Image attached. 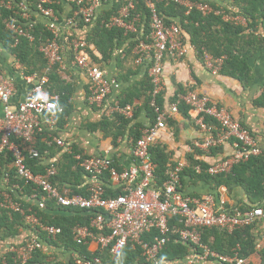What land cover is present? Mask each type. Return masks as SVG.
I'll return each mask as SVG.
<instances>
[{
  "label": "built area",
  "instance_id": "1",
  "mask_svg": "<svg viewBox=\"0 0 264 264\" xmlns=\"http://www.w3.org/2000/svg\"><path fill=\"white\" fill-rule=\"evenodd\" d=\"M109 0H77L79 10L72 17L63 20L59 18L51 6L50 0H39L37 9L45 18V26L51 33L47 42L40 45L39 49L47 59V68L43 73L26 74L25 66L16 59L17 69L21 77L29 83V88L22 100L15 101L18 92L16 79L0 70V154L9 153L13 156L9 167L15 169L12 176L8 171L1 173L5 190L2 191L1 205L11 212L19 213L27 226H31L34 235L25 238L19 244H11L1 253L0 258L6 264L5 255L11 254L15 264H27L36 250L42 249V234L55 239L61 234L60 227L44 224L32 208H25L21 200L30 202L40 209H45L48 200H55L58 206L66 208L102 210L91 219L90 225L97 228L101 234L95 236L87 226L77 225L72 229L73 241L82 245L87 239L97 240L103 250L108 249L110 254L116 255L125 246L132 244L140 247L146 263L143 264H251L249 257H242L239 249L231 255H223L212 250L202 242L201 230L206 228H219L229 233L246 227L256 225L258 220H264V203L257 204L247 209L227 211L223 206H217L215 199L204 194L198 197L186 196L182 193L183 169L189 166L185 159L179 160L167 171V178L160 184L157 183V164L153 160L151 147L156 143L160 131L166 129L167 122L172 115L178 112L179 102L190 107L195 124L206 136L201 142H195L194 147L205 154L213 148L226 143L231 144L232 154L222 157L207 168L210 175L231 173L235 166L247 162L251 157L264 154L257 136L226 107L214 103L205 93L195 89L178 93L177 101L168 102L167 107H160L157 101L164 86L163 62L166 57L177 60L185 57L189 48L195 46L188 42L179 23L166 24L159 15L155 5L149 4V32H145L142 18L139 14L132 15L135 9V0H126L124 6L117 14L111 15L102 22L107 27H119L126 33H136L137 44L133 49L136 64L148 67L147 72L153 83L150 107L156 114L154 122L147 125L141 136L133 145L134 163L131 167L119 171L111 158L108 157H83L73 155L75 160L89 174L91 182L88 188L89 195L70 194L51 181L58 170L55 162L48 163L42 173H34L26 165L27 158L37 159L42 155L39 149L40 139L45 140L58 148H65L72 153L73 148L68 145L55 130L58 126V112L63 109L58 105V96L52 95L47 85L49 73L55 65L59 71L66 68L64 62L66 55L71 57L73 65L88 79V101L91 105L105 106L107 114H121L127 118L134 116V104H120L111 100L114 88L118 85L116 79L109 77L107 70L96 63L86 52L87 42L73 38L68 47L62 38L64 33L71 31L78 25L76 16L81 14L85 22L98 19L95 8L99 3ZM188 8L187 13L198 8L203 13H210L213 8L207 4L191 0H175ZM23 12H15L25 20L21 23L15 20H5L6 28L13 34L14 45L20 38L33 39L31 31L34 22L30 20L27 12L28 6L21 4ZM14 9L12 0H0V9ZM220 13V11H216ZM235 23L246 21L243 17H228ZM226 57H214L203 49V60L208 69L214 74H219ZM18 61V62H17ZM105 104V105H104ZM196 171L201 172L199 165ZM108 172L116 183H125L122 193L117 196H106V189L102 176ZM20 177L24 186H35L32 193L22 192L19 182L11 184V178ZM18 181V179H17ZM134 183V184H132ZM37 188L42 191L38 198ZM11 191L14 193L12 196ZM20 191L22 193H20ZM181 218L183 226L176 232L182 242L189 243L191 252L184 259L172 262L160 261L158 255L167 242L170 232V219ZM106 231V232H105ZM151 237L150 239H147ZM75 264H102L100 258H86L77 256Z\"/></svg>",
  "mask_w": 264,
  "mask_h": 264
},
{
  "label": "trees",
  "instance_id": "2",
  "mask_svg": "<svg viewBox=\"0 0 264 264\" xmlns=\"http://www.w3.org/2000/svg\"><path fill=\"white\" fill-rule=\"evenodd\" d=\"M14 9L9 10L6 8L0 9V42L8 49L13 55L19 59V61L25 66L26 74L43 73L47 68V59L39 47L41 44L47 42L52 37L51 33L45 26V18L39 13L37 4L39 0H12ZM51 6L54 8L56 14L61 20L66 17H72L80 6L76 0H50ZM155 3L159 15L163 18L166 24L179 23L184 31L185 36L195 46L200 56L203 54V49L211 53L214 57L226 56L223 62L221 72L226 75H230L242 81L244 85L249 86L254 81V75L252 73V67L249 63L251 55L258 50V47L264 43V0H233V9H228L219 5L223 0H191L193 2H199L207 4L213 8L210 13H203L202 10L194 8L187 13L188 8L175 0H150ZM219 1V2H218ZM126 0H109L106 2L107 8L103 11L102 15L94 22H85L82 19V15L76 16L78 23L77 27L71 31V34L66 35L62 41L69 47L73 38L85 40L88 44L87 51L89 56L99 65H104L109 61L112 54L118 49L125 52L122 59L118 61L119 67V80L127 81L132 74L133 69L128 66V60L133 58V49L137 43L136 34L126 33L125 30L119 27H107L102 20H107L111 15L117 14L118 11ZM21 4L27 5V12L30 14V20L34 22V29L31 31L33 39L22 37L17 45H14L13 34L6 28L5 20H15L21 23H26L21 15L15 13H22L24 10ZM230 13L231 16L241 15L247 22V26L243 24H237L231 19H224V13ZM220 11V13H216ZM149 8L147 0H135V9L132 10V15L139 14L142 18L145 32H149L150 19ZM262 27L263 33L258 34L259 28ZM94 49H91L90 47ZM96 51V52H94ZM121 51V52H122ZM49 83L47 88L52 95H57L58 105L63 109L62 112H58L59 126L62 127L65 118L73 109L72 95L75 90V82L64 80L59 73V66L55 65L49 73ZM123 81V82H124ZM153 83L148 73L141 79L140 82L131 85L129 88L123 89L121 94L114 98L115 101L124 105L127 103L137 106L136 101L144 98L146 108L150 113L151 121H155L156 114L150 107V100L152 98ZM162 92L157 97V101L160 107L164 106L165 99ZM177 95V94H176ZM177 101V96L172 99ZM259 107H264V87L258 98L254 101ZM179 109L184 115L188 116L190 107L186 104L179 102ZM137 110V107H135ZM135 116L137 111H135ZM135 116L127 118L121 114L115 113L112 119L104 118L100 122L91 124L90 129L95 130L100 128L106 135H112L114 140L119 136H124L129 132L131 136L137 140L141 136V126L133 123ZM46 141L40 139L39 149L41 157L37 159L26 160V165L34 173H42L48 164L45 163L44 154L46 148L50 153H57L60 151L58 147L45 146ZM56 146V145H55ZM75 147V146H74ZM57 149V150H56ZM75 149H77L75 147ZM76 152V151H75ZM151 152L154 162L157 164L156 176L157 183H161L167 178V171L171 165L168 164V156L164 150L156 145L151 147ZM64 162H55L58 173L52 177L53 183L57 182L59 185L63 183H72L71 188L77 194H83L88 196L87 185L80 190L75 187V184H79L80 178L88 173L78 164L73 155L64 154ZM193 161L189 168L183 170L182 181L186 175L194 178H202L208 180H217L225 182L228 186H243L246 188L250 199L254 203H264V154L256 157H251L247 162L241 163L234 167L231 173L211 176L207 172V164L202 163L201 172L197 174L194 171V166L198 163L190 156ZM13 156L9 153L0 154L1 173L8 171L14 176L15 169L9 167L12 163ZM169 165V166H168ZM73 166V168H72ZM174 166V165H172ZM72 176L76 180H72ZM18 179V181H17ZM104 185L106 188V196H117L121 191H115L111 188L110 178L108 172H105L103 176ZM11 184L19 182L22 186V192L29 194L34 191L35 186H24L20 177H12ZM82 180V179H81ZM80 180V181H81ZM3 189H0V237H12L20 233L21 229L26 227L25 220L19 213L11 212L9 209L3 207L1 202ZM14 196V193L8 191ZM20 191V193H22ZM38 198L41 197L42 191L37 188ZM25 208H32L36 212L40 221L44 224L60 227L62 232L57 238L53 239L42 234V238L46 241L54 242L59 245L64 244L66 247L78 248L72 238V229L76 224L87 225L89 224L94 213H88V210L84 209H71L66 207H60L55 200H48L45 209H40L36 205L21 200ZM257 205V204H256ZM241 209H246L242 206ZM95 212V211H94ZM170 232L167 235V242L164 248L160 251L158 258L160 261L172 262L176 259H184L190 252L192 247L189 243L180 241L179 234L176 232L183 226V222L179 217H173L169 221ZM256 225L246 226L240 228L233 233H229L226 230L219 228H206L201 230L202 242L207 244L212 250L226 255L233 254L232 250L240 247L239 254L242 257H250L251 264H264V247L257 249V236L254 229ZM260 236V235H259ZM151 237L147 238L150 239ZM77 246V247H76ZM80 247V246H79ZM80 254L86 258H93L91 252L86 248L81 247ZM96 256L100 257L104 264H143L146 263L142 256V250L140 247H133L132 244L125 246L115 256L110 254L108 249L102 250V252H96ZM6 264H15L11 254L5 255ZM0 264H3L2 259ZM27 264H59L53 263L48 255L43 253L41 249L36 250L33 253L32 258Z\"/></svg>",
  "mask_w": 264,
  "mask_h": 264
},
{
  "label": "crops",
  "instance_id": "3",
  "mask_svg": "<svg viewBox=\"0 0 264 264\" xmlns=\"http://www.w3.org/2000/svg\"><path fill=\"white\" fill-rule=\"evenodd\" d=\"M219 5L228 9H237V7L234 6L233 0L220 1ZM105 8H107L106 3H99L95 8L96 15L98 17L101 16ZM222 12L224 13V10H222ZM224 15L232 18L241 16H231L230 13H224ZM237 24L247 26L246 21H239ZM262 31L263 29L260 27L257 33L261 35L263 33ZM187 37L189 36L187 35L186 38ZM188 42L190 41L188 40ZM90 48L94 49L92 46ZM121 51V49H118L112 54L109 61L102 65L107 70L109 77L116 79V82L118 83L116 88H114L111 100H114L119 93L121 94L123 89L125 90L131 85L140 82L145 74L148 73L147 66L136 64L133 58H131L128 60V66L135 70L132 71V74L127 81L119 80L118 75L120 72L118 61L125 55V52ZM86 52L88 53L87 50ZM14 56L15 55L6 49L0 42V70L16 79L18 92L14 97V100L19 101L24 98L25 93L29 88V83L21 77L22 75L20 74V70L17 69L18 65H16V58ZM64 62L66 64V68L63 69V71H59V73L64 80L75 82V90L71 99L73 109L65 118L63 126L60 127L58 124L55 133L68 145H70L73 150L72 153H68L65 148H58L60 151L53 154L46 148L44 154L45 163L48 164L52 161L62 163L64 162V154H68L74 156L82 155L83 157H108L113 160L114 166L119 171L131 167L134 163V137L128 132L124 136H119L116 140H114L112 135H106L100 128L95 130L89 128L91 124L98 123L105 117L112 119L114 114H107L105 106L98 107L89 103L87 77L82 75V73L73 65L69 55H66ZM249 63L252 67L254 81L251 85L246 86L242 81L230 75L223 74L222 72L214 74L206 67L203 60V54L200 56L196 48L192 49L190 47L188 54L177 60L166 57L163 62L164 86L162 92H164V106L167 107L168 102H172V99L176 97V94L178 93L186 92L189 89L198 90L199 92L207 94L214 101V103L224 106L230 110L236 119L244 123L253 132V134L257 136L259 144L264 147V107H259L254 104V101L259 97L264 87V43L261 44L258 47V50L251 55ZM136 103L137 106L135 107H137V110L135 111H137V115L135 116L136 112L134 111L135 119L130 125L133 126L134 124H138L141 126L140 128L142 131L147 125L154 121H151L150 119V113L146 108L144 98L136 101ZM1 114L2 105L0 104V115ZM205 136L206 134L195 124L192 114L189 112V115L186 116L179 110L174 113L172 117H170L167 122L166 129L160 131L154 145L157 144L160 146L167 154L169 160L168 164L171 165L170 167L182 159H185L190 166V164L193 163L190 158L191 155L195 161H198V163L196 162L194 164L199 165L202 168L203 163L207 164L209 167L214 161L232 154L233 148L229 143L213 148L208 154H205V152L199 149L193 148L195 142L203 141ZM45 143V146L49 148L58 147L57 145H51L48 142ZM74 146L77 149H75ZM189 166L185 167L183 170L189 168ZM195 166L193 167L194 171L199 174L200 172L196 171ZM108 176L110 178L111 188L115 191H121L122 193V188L125 187L126 184L116 183L112 180L109 173ZM71 179L76 180L74 176H72ZM80 180L79 184H75V187L80 190V188H85L87 185L86 187L88 192L91 182L89 174L88 176L84 175L83 178H80ZM102 181L104 182L103 178ZM55 183L59 185L57 182ZM71 184L72 183L66 182L59 186L61 189L66 190L70 194H77L71 188ZM3 188L5 189V185L3 180L0 178V189ZM182 193L186 196L188 195L193 197L209 194L215 199L217 206H223L227 211H237L240 210L242 206L247 209L258 204L252 202L245 187L241 185L228 186L225 182L220 181L219 179H192L186 175L185 179H183ZM88 213H94V216L92 217L94 218L98 213L103 212L100 210L95 212L93 210H88ZM90 222L87 225L76 224V226H87L91 232L95 234V236L101 234L97 228L90 225ZM254 232L257 236V249H261L264 247V220H258ZM33 235L34 230L31 226H26L22 228L20 233L14 236V238H0L1 253L7 250L8 243H19L25 238H30ZM3 239L7 242L5 240L3 241ZM42 245L43 248L41 250L43 253L48 255L53 263L55 262L59 264H75V258L77 256H82L80 254L81 247H84L87 251L91 252L92 257L96 256V252H102L103 250L98 241L92 239H87V242L81 246L76 244L78 246L77 249H75V247H66L64 244L60 243L57 245L54 244V242L46 241L44 238H42ZM238 247L239 246H237V249H239ZM232 251L234 253V250ZM102 264H104L103 261Z\"/></svg>",
  "mask_w": 264,
  "mask_h": 264
},
{
  "label": "clouds",
  "instance_id": "4",
  "mask_svg": "<svg viewBox=\"0 0 264 264\" xmlns=\"http://www.w3.org/2000/svg\"><path fill=\"white\" fill-rule=\"evenodd\" d=\"M159 1H161V0H159ZM76 2H77V0H76ZM150 3H153L154 5H155V3L154 2H152V1H150V0H147V5H148V8H149V4ZM197 3H199V2H197ZM155 7H156V5H155ZM157 9V8H156ZM198 9V8H197ZM149 11H150V8H149ZM134 34H136V33H134ZM137 37H138V34H136V40H137ZM137 44V43H136ZM226 57V56H225ZM103 67V66H102ZM222 67H223V65H222ZM222 69V68H221ZM221 69H220V72H221ZM219 72V73H220ZM5 189L3 188V191H4ZM71 209H76V208H71ZM84 210H86V209H84ZM93 211H97V210H93ZM100 211H102V210H100ZM20 243V242H19ZM19 243H15V242H11V243H8L7 244V246H9V245H11V244H19ZM78 245V244H77ZM81 246V245H80ZM95 257H98V256H95ZM95 257H93V258H95ZM98 258H100V257H98ZM101 259V258H100ZM0 260H1V258H0ZM102 261V260H101Z\"/></svg>",
  "mask_w": 264,
  "mask_h": 264
},
{
  "label": "rangeland",
  "instance_id": "5",
  "mask_svg": "<svg viewBox=\"0 0 264 264\" xmlns=\"http://www.w3.org/2000/svg\"><path fill=\"white\" fill-rule=\"evenodd\" d=\"M0 238H1V237H0ZM4 240H5V239H3V241H4ZM5 241H6V240H5ZM6 242H7V241H6ZM1 252H2V251H0V256H1Z\"/></svg>",
  "mask_w": 264,
  "mask_h": 264
}]
</instances>
